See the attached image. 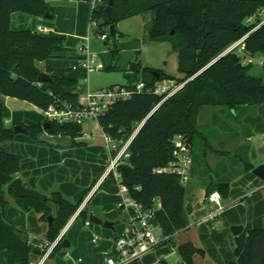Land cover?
Masks as SVG:
<instances>
[{
	"label": "trees",
	"instance_id": "1",
	"mask_svg": "<svg viewBox=\"0 0 264 264\" xmlns=\"http://www.w3.org/2000/svg\"><path fill=\"white\" fill-rule=\"evenodd\" d=\"M75 1V34H86L91 15L101 32H108L106 40H111L112 54L127 48L129 43L116 44V37L125 38L124 35L115 28V35L111 36L107 27L148 11L152 12L148 39L168 41L171 50L177 54V70L184 76L176 81L177 84L185 82L181 87L164 99L165 93L157 94L153 89L160 81L172 76L159 69L144 67L151 73V78L147 81L129 79L117 84L133 89L132 94L114 101L110 109L96 119L102 132L114 142H120L119 145L141 124L126 149L128 156L117 165L119 182L145 208H156L155 222L167 237L165 241H169L174 233L188 226L184 210L185 185L175 173L157 171L174 160V138L182 136L191 148L192 162L207 166L210 138L202 134L197 123L198 113L204 105L225 107L230 113L229 118L240 124L244 137L254 131H264V82L248 73L252 63L243 62L247 55L260 54L264 66V23H261L264 20V0H103L94 12L90 11L87 0ZM109 1L112 13L108 16L105 8ZM13 12L43 18L44 14L50 13L49 3L48 0H0V95L42 109L57 100L77 104L78 94L67 91L76 80L49 74V66L45 73L51 80H37L40 71L35 62L56 57L68 49L64 36L49 32L42 34L29 28L15 30L10 24ZM241 38L240 44L212 61ZM106 40L104 44L108 45ZM139 70V61L129 63V73L137 75ZM139 81L144 83V88L135 90ZM46 122L49 126L43 128ZM23 126L38 142H41L38 136L42 132L68 136L73 140L82 134V124L75 122L58 123L43 119L41 123ZM12 127L4 123L3 103L0 102V142L14 138L16 133ZM238 161L242 163L241 171L252 168L246 153L239 154ZM19 169L20 156L0 146V250L6 252V264H29V256L34 252L26 231L6 221V192L15 197L23 210H34L47 222L45 239L49 244L58 237L82 202L74 204L59 190L51 192L43 202L16 196L10 182ZM112 174L110 172L107 176L117 183ZM213 190H218L222 198L226 197L229 178L213 179L207 185L206 195ZM48 216H52L51 222H48ZM78 216L85 219L86 210L82 209ZM60 241L49 255L61 249ZM177 250L186 264H194L195 253L203 255V250L186 242ZM233 255L234 259L226 264H264V229H243L236 234Z\"/></svg>",
	"mask_w": 264,
	"mask_h": 264
},
{
	"label": "crops",
	"instance_id": "2",
	"mask_svg": "<svg viewBox=\"0 0 264 264\" xmlns=\"http://www.w3.org/2000/svg\"><path fill=\"white\" fill-rule=\"evenodd\" d=\"M76 4V2H75ZM26 14L13 12L10 16L11 28L21 30ZM30 16L33 26L27 27L35 29L37 25L49 27L52 34L64 36L65 28L51 27L41 23L40 17ZM76 5L71 17L70 31L73 38L82 40V36L75 34ZM32 17V18H31ZM36 19V20H34ZM16 24V25H15ZM65 38V37H64ZM67 46V42L65 43ZM68 57L75 58L76 54H71L68 50ZM57 57V56H56ZM58 58L64 59L63 53L58 54ZM76 62V61H75ZM68 64L65 67L58 65L56 58L52 57L44 61H36L35 66L40 72H46L47 66L51 68L49 74L57 76L65 75L76 80L74 85L67 87V91L78 94V99L91 90L88 86L83 89L79 85V80L88 81L87 73L72 69L75 64ZM66 68V70L64 69ZM81 69V68H80ZM78 71V72H77ZM175 77H182V73H177ZM92 91V90H91ZM0 102L3 103L4 120H9L8 124L31 125L41 123L38 121H27L25 107L35 106L26 101L0 95ZM215 111H211L208 123L219 125V131H210L207 136L210 138L214 158L208 160L206 153V164L198 166L193 161L190 171V179L185 185L186 194L184 197V210L188 219V226L181 231L174 233L169 241H163L146 252L141 258V264H186L178 253V246L191 243L195 247L203 250V255L195 253L193 255L194 264H226L234 259V236L231 227L235 225L243 226V229L262 228L264 229V179L252 172L257 165L264 163V131H254L248 137H244L242 129L238 130L235 123L230 119ZM212 120V122H210ZM104 134L97 121H89L82 124V134L89 139L96 140L95 137ZM87 132L88 135L83 133ZM225 134L228 139L234 140L230 151L231 141L220 140ZM75 140L68 136L52 135L46 132L39 134L41 142L32 139L28 134L21 136L16 133L11 140L0 142V146L9 153L20 156V169L16 177L20 178L22 184L27 188L38 190L46 195L59 190L63 182H72L79 189L73 196L67 197L71 202L81 198L84 200L83 208L87 212L85 219L75 213L70 217L66 225L60 231L61 239L66 238L69 246L61 248L49 255L51 244L45 239L47 222L39 218V214L34 210H23L17 203L15 197L9 192L5 193L6 221L20 229L26 231L29 238V246L34 250L29 256L30 263L34 264L46 252L42 264H104L105 259L111 254L113 237L122 230L126 220V212L119 208L122 196L117 183H113L108 176L104 177L106 170V154L102 147L96 143L87 144L86 138ZM104 137V136H103ZM75 144H72L73 142ZM226 143H225V142ZM224 143V144H223ZM247 144V147L242 145ZM95 162L91 163V176L84 171H73L78 164L83 169L89 166L87 163L90 153L96 152ZM246 153L247 159L251 162L252 168L241 171L242 163L237 162L238 156ZM90 167V166H89ZM86 173V174H85ZM15 177V178H16ZM229 178V191L226 197L222 198L225 208L215 221H202L208 212L206 203L207 185L213 179ZM84 196V197H83ZM78 201V202H79ZM94 214L101 220L113 223L112 228L103 227L100 224L91 223L89 215ZM158 235H162L160 229ZM239 234V233H238ZM47 247V248H46ZM53 248V247H52ZM51 248V249H52ZM62 257H65L63 259ZM0 264H6V252L0 250Z\"/></svg>",
	"mask_w": 264,
	"mask_h": 264
},
{
	"label": "built area",
	"instance_id": "3",
	"mask_svg": "<svg viewBox=\"0 0 264 264\" xmlns=\"http://www.w3.org/2000/svg\"><path fill=\"white\" fill-rule=\"evenodd\" d=\"M90 11L98 9L103 0H87ZM91 12V13H92ZM261 23H264L262 20ZM86 28V34L81 37L83 43L78 46L76 62L72 66V69L81 68L85 72H96L100 69V63L97 57L90 53L88 50V41L90 33H97L100 40H106L108 32L98 28V22L90 15ZM36 32L42 34H48L51 31L49 27L37 25ZM243 38L232 44L227 50H231L242 42ZM244 63H253V56L247 55L243 59ZM262 64V59L260 60ZM135 90H141L144 88V83L139 81L135 84ZM179 88V86H178ZM176 88L175 90H177ZM167 89V86L158 83L153 91L157 94L165 93L164 99L171 95L174 91ZM133 89H129L117 84L111 85L102 89L94 91H87L82 99H78L77 104H72L66 101L57 100L56 103H51L45 109L35 107V110L44 116V119L48 121H55L58 123H87L89 121H96L99 114L106 112L110 109L112 103L118 99L128 98L132 94ZM9 120L5 119L4 123H8ZM139 128V126H138ZM138 128L134 131L132 136L125 142L119 145L118 142H114L111 138L103 134L106 142L112 141L111 159L106 167L104 177L110 172L113 173V177L118 184L120 193L122 196L121 208L126 212V220L124 222L121 231L117 232L113 237V246L111 254L105 259L104 264H141L142 256L159 245L163 241L167 240L166 236L155 234L154 231L160 229L155 222L156 208H145L140 202L132 198L128 194V189L125 185L119 182L120 173L117 172V165L119 162L128 156L126 151L131 138L137 132ZM88 135L87 132L83 133ZM174 160L169 162L165 167L158 169L157 171L172 172L175 173L181 183L186 185L190 179V171L192 165V153L189 143L185 139L177 135L174 138L173 149ZM206 203L208 206L207 214L202 218V221H215L225 208V204L222 201V196L218 190L211 191L206 195ZM84 202L78 207L75 214L78 215L83 208ZM161 231V230H160ZM162 233V232H161ZM61 234L51 243V248L60 240ZM51 248L49 250H51ZM47 252L38 259L34 264H42ZM29 264H32L29 262Z\"/></svg>",
	"mask_w": 264,
	"mask_h": 264
},
{
	"label": "rangeland",
	"instance_id": "4",
	"mask_svg": "<svg viewBox=\"0 0 264 264\" xmlns=\"http://www.w3.org/2000/svg\"><path fill=\"white\" fill-rule=\"evenodd\" d=\"M75 0H48L49 3V10L50 13L52 14L51 19H45V18H40L41 23L50 25L55 29V27H59L64 29L66 34H64L65 37V43L67 42V48L65 51H62L60 53H63L64 59L61 58H56L57 63L61 67H65L68 64H72L75 62L77 59L75 58H69L68 57V50L71 54H76L77 48L79 45L83 43V40H76L73 38V35L70 31L71 27V17L70 14H73L74 8H75ZM19 14H25L22 12H18ZM26 20L23 22L22 26H19L21 28H27L30 26H33L34 22H32V19L28 18L30 16L24 15ZM32 18V17H31ZM151 19H152V12L148 11L142 14H138L135 16H132L126 19L119 20L116 23L115 28L118 30V32L122 33L125 38H120L119 36L116 37V44L118 43H129L127 48L120 49L116 54L111 53L112 49V43L110 38L106 41L109 42L108 45L104 44L105 40H100L99 36L97 33H90V38L88 41V50L90 53H93L96 57L97 60L100 63V69L96 70V72H91L88 73L87 78L88 81H85L83 79L79 80V85L83 89L84 87L88 86L91 88L92 91L97 90V89H102L111 85L115 84H123L126 83L129 79H134V80H143L147 81L151 78V73L148 70H144V67L148 68H154V69H159L168 75H171V79H164L160 81L159 83L162 85L167 86V89L172 91L173 89L175 90L180 86L181 84H177L175 75H177L178 70H177V54L171 50L170 43L168 41H155V40H150L148 39V30L151 24ZM36 20V19H34ZM252 20V19H251ZM16 25V24H15ZM108 28V27H107ZM109 29V28H108ZM52 31V30H51ZM49 32V34H52V32ZM66 45V44H65ZM136 50H139L138 53H136ZM54 58V57H53ZM262 59L260 54H256L253 56V63L249 69L248 73L261 78L262 82H264V66L260 63V60ZM135 60L139 61L140 63V70L137 75H133L131 72L129 73V63L130 62H135ZM66 70V68H64ZM80 73L83 72L82 69L78 68L77 69ZM77 71V72H78ZM179 77V79L183 78ZM178 79V78H177ZM25 112L26 116L28 117L27 121H38L39 119H44V116L40 113H38L33 107H25ZM211 111L218 112L220 116H224L227 119L230 120L228 110L219 105V106H211V105H204L201 107L199 113H198V125L199 128H201L202 134L207 137V134H210V131H216L220 129L219 125H213L212 120L208 123L209 119L211 118L210 113ZM217 113V114H218ZM11 124L6 123V126L11 127L13 126ZM236 125L235 127L239 130L240 129V124L234 122ZM28 125V124H27ZM21 136H27V133H18ZM86 138L87 144L96 143L102 147L103 152L106 154L107 161L106 165H108L109 160L111 159V149H112V141L106 142L104 139L103 135L99 133L98 131V136L95 137L96 140L89 139L87 136H80L78 139L84 140ZM220 140H225L231 141V146L226 148L227 150L230 151L231 147L234 144V140L228 139V137L223 134L219 138ZM224 141V142H225ZM225 142V143H226ZM213 144H217L216 141L212 142ZM212 144V145H213ZM224 144V143H223ZM197 145V144H196ZM196 145L194 146V149L196 148ZM212 145L207 147V155H208V160L212 161L214 158V154L212 153ZM97 156V151L96 152H91L90 157L88 158L89 166L85 167L83 169L80 167L81 165H76L73 168V171H82L84 170L88 176H91V169L93 170L91 163L93 161L95 162V157ZM106 172V170H105ZM85 173V174H86ZM109 178V177H108ZM110 179V178H109ZM71 197V196H70ZM84 197V196H83ZM81 198H77L75 200V203L81 200ZM85 200V199H84ZM83 200V202H84ZM81 202V205L82 203ZM52 212L55 213V206L52 204ZM76 212V211H75ZM155 234H158V230L154 231ZM51 244V243H50ZM65 259V257H62Z\"/></svg>",
	"mask_w": 264,
	"mask_h": 264
},
{
	"label": "water",
	"instance_id": "5",
	"mask_svg": "<svg viewBox=\"0 0 264 264\" xmlns=\"http://www.w3.org/2000/svg\"><path fill=\"white\" fill-rule=\"evenodd\" d=\"M111 1L108 2V5L105 8V12L106 14L109 16L112 12H111ZM53 16L51 13H46L44 14L43 18L45 19H51ZM108 31L109 34L111 36L115 35V25L111 24L108 27ZM171 33H173V31H171ZM229 50H225V52H222L220 55H218L214 60L218 59L220 56H222L224 53H226ZM37 80L38 82H43V81H50L51 77L49 74L45 73V72H39L37 75ZM185 82H183L179 87H181ZM49 126V123L46 122L43 125V128H47ZM141 126V124H140ZM139 126V127H140ZM14 133H27V129L22 126L21 124H16L12 127ZM252 172L254 174H256L257 176H259L260 178L264 179V163H261L259 165H257L256 167L253 168ZM11 188L13 190V193L18 196V197H32L35 198L37 200L40 201H45L48 198V195L44 194L43 192H39L38 190L35 189H31V188H27V186L25 187L22 184V181L20 178L16 177L14 178L11 182H10ZM79 188L72 182H63L60 184L59 186V191L66 197H70L73 196L74 193L78 190ZM48 222H51L52 220V216H48ZM89 220L91 223L94 224H100L103 227L106 228H112L113 223L107 220H101L100 218H98L97 216H95L94 214H90L89 215ZM242 227L240 225H235L231 227V231L233 234H238L242 231ZM60 246L61 248H66L69 246V242L66 238H62L60 237Z\"/></svg>",
	"mask_w": 264,
	"mask_h": 264
}]
</instances>
